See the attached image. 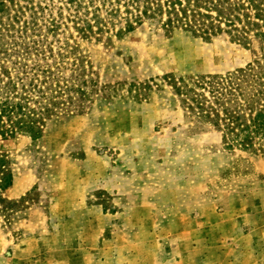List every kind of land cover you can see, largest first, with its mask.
Wrapping results in <instances>:
<instances>
[{"label":"rangeland","instance_id":"rangeland-1","mask_svg":"<svg viewBox=\"0 0 264 264\" xmlns=\"http://www.w3.org/2000/svg\"><path fill=\"white\" fill-rule=\"evenodd\" d=\"M1 3L0 66L15 76L12 45L30 15L15 22L17 2ZM33 4L46 8L45 31L51 12ZM70 33L71 54L40 59L83 77L85 112L53 118L38 140L0 137L13 174L0 189L10 264H264V152L228 149L185 115L169 83L244 69L252 48L155 23L124 38ZM46 40L47 55L67 51L64 37Z\"/></svg>","mask_w":264,"mask_h":264},{"label":"trees","instance_id":"trees-1","mask_svg":"<svg viewBox=\"0 0 264 264\" xmlns=\"http://www.w3.org/2000/svg\"><path fill=\"white\" fill-rule=\"evenodd\" d=\"M31 1L24 9L14 0L19 8L15 22L30 15L12 45L20 54L13 64L15 76L11 69L0 66L2 140L19 135L38 140L53 118L85 112L90 97L83 77L61 76L59 63H55L59 67L56 73L40 59L52 56L61 60L71 54V28L85 39L109 34L124 38L145 23H155L167 32L182 30L203 41L227 36L252 48L253 62L244 69L169 83L185 115L219 133L228 149L264 152V0H45L52 15L45 20V31L38 23L46 8ZM5 7L0 4V13ZM49 35L58 41L64 37L67 51L55 55L51 50L47 55L43 43ZM31 59L32 67L28 65ZM0 176V189L7 190L13 174L7 170L3 154Z\"/></svg>","mask_w":264,"mask_h":264},{"label":"crops","instance_id":"crops-1","mask_svg":"<svg viewBox=\"0 0 264 264\" xmlns=\"http://www.w3.org/2000/svg\"><path fill=\"white\" fill-rule=\"evenodd\" d=\"M259 239H261V236L259 237ZM10 245L11 243L7 237L4 238L3 236H0V264H5L4 261H6L7 264H10V262L14 261V255L10 252L6 253L7 248L9 249Z\"/></svg>","mask_w":264,"mask_h":264}]
</instances>
